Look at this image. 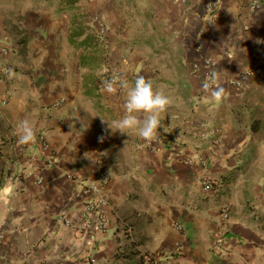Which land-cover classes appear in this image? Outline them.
Segmentation results:
<instances>
[{
    "label": "crops",
    "instance_id": "1",
    "mask_svg": "<svg viewBox=\"0 0 264 264\" xmlns=\"http://www.w3.org/2000/svg\"><path fill=\"white\" fill-rule=\"evenodd\" d=\"M251 3L0 0V264H264V0ZM105 66L174 98L155 140L109 127L126 94L104 90ZM25 118L36 139L19 144ZM100 156L106 226L83 192Z\"/></svg>",
    "mask_w": 264,
    "mask_h": 264
},
{
    "label": "clouds",
    "instance_id": "2",
    "mask_svg": "<svg viewBox=\"0 0 264 264\" xmlns=\"http://www.w3.org/2000/svg\"><path fill=\"white\" fill-rule=\"evenodd\" d=\"M104 71H108L107 66L104 67ZM6 75L9 79H13L15 72L13 69H9ZM210 75L213 86L210 87L208 83H204L202 87L212 102H222L226 95V89L223 85L215 83L220 78V73L213 71ZM103 83L104 90L109 94L117 91L126 94L123 116L109 124V127L121 134L131 132L145 141L155 140L158 130L162 126V114L174 105V98L154 86L153 81L144 76H137L134 83L130 84L123 75L113 73L112 78ZM15 133L19 144L32 143L36 139L34 123L28 118L19 121L15 127Z\"/></svg>",
    "mask_w": 264,
    "mask_h": 264
},
{
    "label": "built area",
    "instance_id": "3",
    "mask_svg": "<svg viewBox=\"0 0 264 264\" xmlns=\"http://www.w3.org/2000/svg\"><path fill=\"white\" fill-rule=\"evenodd\" d=\"M182 2H184L185 0H181ZM263 0H252L251 3V7L254 10H257L261 7ZM1 52L2 53H8L9 49L7 47H2L1 48ZM261 58L264 59V54H261ZM207 65H206V72L202 77V81H201V86L204 83H208L210 87L213 86V82L211 79V72L209 70V64L212 63L211 60H207ZM9 69H12L11 67H5L4 68V73L6 74L7 71ZM251 72H253V70H249L247 71L246 74H250ZM113 73H116L117 75H122L123 71L120 67H115L113 69H110L107 71V73L104 76V81L106 80H110L113 76ZM203 88V87H202ZM48 151V144L46 142H43V146H42V153H46ZM3 175H7L8 176V169L5 167L3 169ZM109 180V173H108V168H107V164L105 162V159L100 156L99 158L96 159V168L93 172V179L88 182L85 187L83 192L85 193V195H91L90 199L88 200L87 203V211L89 212H93L94 210H100L102 209V207L104 205H106V199L102 198L100 193L102 192V189L104 187V185L108 182ZM219 184L217 179H213V178H204L202 180V185L203 188L207 191H214L217 190L219 188V186H217ZM229 205H224L222 207V215L227 218L229 215ZM65 223H69V221L67 219H65ZM109 221L105 215L104 212H102L100 210L99 213V224L102 226H106L108 225ZM180 228V225H177ZM0 244H1V238H0ZM223 239L221 237L217 238L213 248L216 252H221L223 250ZM182 246L181 245H176L173 249V251L179 252L181 251ZM154 258L155 255L153 253H147L144 257V264H150L154 262Z\"/></svg>",
    "mask_w": 264,
    "mask_h": 264
}]
</instances>
